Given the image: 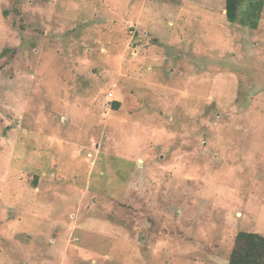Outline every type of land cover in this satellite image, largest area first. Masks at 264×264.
<instances>
[{
  "label": "rangeland",
  "instance_id": "1",
  "mask_svg": "<svg viewBox=\"0 0 264 264\" xmlns=\"http://www.w3.org/2000/svg\"><path fill=\"white\" fill-rule=\"evenodd\" d=\"M225 3L0 0V264H228L264 236V10Z\"/></svg>",
  "mask_w": 264,
  "mask_h": 264
},
{
  "label": "trees",
  "instance_id": "2",
  "mask_svg": "<svg viewBox=\"0 0 264 264\" xmlns=\"http://www.w3.org/2000/svg\"><path fill=\"white\" fill-rule=\"evenodd\" d=\"M249 2L245 14L240 13L244 3ZM264 10V0H226L225 15L231 23H241L256 29ZM119 103H116V107ZM228 264H264V236L241 231L235 238Z\"/></svg>",
  "mask_w": 264,
  "mask_h": 264
}]
</instances>
